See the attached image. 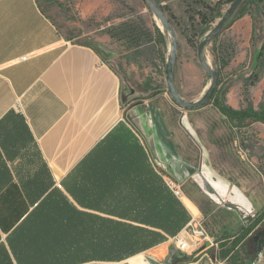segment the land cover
Here are the masks:
<instances>
[{
	"label": "crops",
	"instance_id": "crops-1",
	"mask_svg": "<svg viewBox=\"0 0 264 264\" xmlns=\"http://www.w3.org/2000/svg\"><path fill=\"white\" fill-rule=\"evenodd\" d=\"M128 106L118 72L94 47L60 37L39 0H0V264L164 262L172 238L203 223L180 184L191 176L203 189L201 174L218 190H205L210 199L240 222L216 231L202 224L206 239L187 236L188 256L174 255L170 264H233L223 248L258 211L250 213L248 196L201 160L192 166L148 111ZM165 190L184 209L175 234L157 219L173 213ZM107 220L163 238L121 260L91 259V233L105 231Z\"/></svg>",
	"mask_w": 264,
	"mask_h": 264
},
{
	"label": "rangeland",
	"instance_id": "rangeland-1",
	"mask_svg": "<svg viewBox=\"0 0 264 264\" xmlns=\"http://www.w3.org/2000/svg\"><path fill=\"white\" fill-rule=\"evenodd\" d=\"M156 1L177 38L174 87L186 101H196L211 82L198 62V43L232 2ZM39 4L56 24L60 37L94 47L118 72L128 109L148 111L147 117L155 125L167 127L172 146L179 148L192 166L201 160L218 179L248 196L250 213H254L253 208L258 212L264 209V122L247 119L244 126L231 127L212 99L202 106L185 108L171 97L165 65L172 36L144 0H39ZM240 7L245 9L244 15L225 24L206 45L204 55L218 72L215 92H224L225 103L234 109L258 110L264 108V61L255 64L264 41V0H246ZM180 184L200 207L207 231H216L223 223L240 222L210 199L191 176ZM260 230L264 233L260 226L253 230L251 247L256 246L254 234ZM254 264H264V245L257 250Z\"/></svg>",
	"mask_w": 264,
	"mask_h": 264
},
{
	"label": "trees",
	"instance_id": "trees-1",
	"mask_svg": "<svg viewBox=\"0 0 264 264\" xmlns=\"http://www.w3.org/2000/svg\"><path fill=\"white\" fill-rule=\"evenodd\" d=\"M230 1L233 2L234 0ZM245 1L246 0L242 3ZM241 4L232 17L228 19L226 24L231 23L244 15L245 9L240 7ZM156 32L160 34V29L158 27H156ZM259 61H264V41L257 50L255 64L257 65ZM215 91L216 90L213 91L210 99L214 101V105L218 111L227 118L231 127L239 128L244 126L247 119L251 121L264 122V108H260L258 110L252 107L234 109L225 103L223 91L221 93ZM167 191L165 190L164 196L165 198H168V207L173 213L170 218L166 217V214L165 217H163L160 213L157 219H165V221L168 220L172 229H169L166 233L175 234L178 231V227L184 220V209L173 194H170ZM257 226L264 229V209L257 212L246 229L235 236L228 246L223 248L224 251L222 252V256H230L229 259L233 264H254L256 261L257 250L255 249V246L251 247L252 237H248V235ZM91 237L92 242L90 248V258L108 261L124 259L130 254L142 250L146 246L163 238V236L158 232L139 229L131 225L122 224L115 220H107L106 230H101L100 232L93 231L91 233Z\"/></svg>",
	"mask_w": 264,
	"mask_h": 264
},
{
	"label": "water",
	"instance_id": "water-1",
	"mask_svg": "<svg viewBox=\"0 0 264 264\" xmlns=\"http://www.w3.org/2000/svg\"><path fill=\"white\" fill-rule=\"evenodd\" d=\"M149 9L158 17L160 22L162 23L163 27L165 30H167L171 36H172V44H171V49H170V55L169 58L167 59L166 65H165V74H166V83H167V89L171 97L181 106L185 108H194V107H199L205 104L211 97L213 91L216 88L217 82H218V72L214 69H212L205 58L204 55V50L206 45L215 37L217 36L222 28L225 26L226 22L232 15L235 13L239 5L244 1V0H234L231 5L228 7L226 12L223 14V16L219 19L217 24L205 35V37L198 43L197 47V59L201 67L204 69V71L211 77V82L203 95L196 101H186L182 97L179 96L177 93L174 83H173V66L176 58V50H177V38L176 34L169 24V21L160 7L159 3L156 0H144ZM129 120L137 127L140 128L138 123L135 121L133 117L128 114ZM190 135L191 133L188 132ZM207 187H204L206 191L209 192H216L218 193V190L214 188V186L210 183H207ZM256 238L257 246H262L261 238L258 237V233L254 235ZM196 253V252H195ZM174 255L180 256V257H187L183 252L178 251L176 248H173L170 252V255L168 259L164 262H159L155 258H152L150 256H146V262L148 264H170L172 258ZM120 264H129V262L125 261Z\"/></svg>",
	"mask_w": 264,
	"mask_h": 264
},
{
	"label": "built area",
	"instance_id": "built-area-1",
	"mask_svg": "<svg viewBox=\"0 0 264 264\" xmlns=\"http://www.w3.org/2000/svg\"><path fill=\"white\" fill-rule=\"evenodd\" d=\"M170 185L174 192L179 195L180 190L176 186V184L174 182H170ZM189 235L197 237V241L206 239V231L203 228L202 224L198 222H191L189 226L185 229L184 233L181 232L172 238V242L178 251L185 253L190 250L191 245L189 244L187 239V236Z\"/></svg>",
	"mask_w": 264,
	"mask_h": 264
},
{
	"label": "flooded vegetation",
	"instance_id": "flooded-vegetation-1",
	"mask_svg": "<svg viewBox=\"0 0 264 264\" xmlns=\"http://www.w3.org/2000/svg\"><path fill=\"white\" fill-rule=\"evenodd\" d=\"M200 177H201V178H200V181L202 182V185H203L204 187H207V184H206V181H205L206 179L204 178L205 175H204V174H201ZM257 233H258V237L261 238V242L264 243V233H263V231L260 230V231H258ZM257 233H256V234H257ZM256 234H254V235H256ZM254 239H255V241H256L255 236H254ZM256 244H257V242H256ZM256 246H257V245H256ZM256 246H255V249L258 250V249L256 248Z\"/></svg>",
	"mask_w": 264,
	"mask_h": 264
},
{
	"label": "bare ground",
	"instance_id": "bare-ground-1",
	"mask_svg": "<svg viewBox=\"0 0 264 264\" xmlns=\"http://www.w3.org/2000/svg\"><path fill=\"white\" fill-rule=\"evenodd\" d=\"M138 264H145L142 256H139V258H138Z\"/></svg>",
	"mask_w": 264,
	"mask_h": 264
}]
</instances>
